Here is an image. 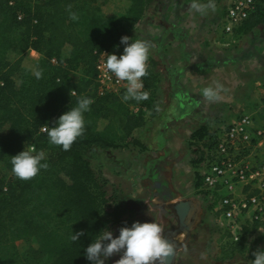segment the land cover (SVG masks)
<instances>
[{"label":"trees","instance_id":"1","mask_svg":"<svg viewBox=\"0 0 264 264\" xmlns=\"http://www.w3.org/2000/svg\"><path fill=\"white\" fill-rule=\"evenodd\" d=\"M153 1L125 0L124 14L109 16L93 0H0V264H91L84 248L99 231L131 225L122 219L126 208L109 204L104 189L108 180L91 168L89 157L96 149L116 147L142 128L157 78L147 61L141 77L147 97L125 101V92L98 94L94 65L101 51L122 53L120 37L130 42L133 38L121 30L133 28ZM69 12L77 19H70ZM261 24L264 1L239 28L247 33ZM29 51L39 58L30 60ZM32 65L40 68L39 79L30 71ZM81 96L92 100L83 113L82 135L67 151L49 144L44 127H52ZM130 106L138 107L137 114ZM219 129L200 126L191 133L196 165ZM30 144L45 152L48 167L31 179L11 181L10 157ZM251 227H244L243 234ZM77 231L82 234L71 240ZM242 238L230 244L242 251ZM19 240L34 243L19 253Z\"/></svg>","mask_w":264,"mask_h":264},{"label":"rangeland","instance_id":"2","mask_svg":"<svg viewBox=\"0 0 264 264\" xmlns=\"http://www.w3.org/2000/svg\"><path fill=\"white\" fill-rule=\"evenodd\" d=\"M229 1L211 0L214 10L200 13L191 8L193 0H154L133 28L123 27V35L148 43L147 61L153 64L152 71L160 85L150 91V108L144 114L142 128L116 147L96 149L89 157L95 172L103 176L105 171L108 184L104 189L109 204L114 201L126 208L128 212L122 219L130 224L154 221L162 230L167 226L158 210L165 201L155 197V183L173 193L174 202L194 203L196 217L186 240L185 233L180 236L176 264H250L252 253L264 249V220L258 228L249 226L243 234L242 251L224 242L210 226L211 217L204 208L206 200L195 185L199 170L193 159L198 153L188 136L200 126L213 129L230 123L241 113L255 115L264 95V24L247 33L239 28L232 35L223 34V11ZM124 2L93 0L101 12L108 3L125 10ZM181 27L189 30L188 37L181 36ZM27 57L32 61L39 58L31 51ZM76 71L79 73L80 68ZM213 81L221 85V99L209 102L201 89ZM106 164L108 169L103 170ZM15 180L12 176L11 181ZM211 192L213 205L227 194L225 189ZM107 230L115 236L118 225ZM33 243L34 240H19L15 246L24 253ZM118 258L119 253L113 254L104 264H114Z\"/></svg>","mask_w":264,"mask_h":264},{"label":"built area","instance_id":"3","mask_svg":"<svg viewBox=\"0 0 264 264\" xmlns=\"http://www.w3.org/2000/svg\"><path fill=\"white\" fill-rule=\"evenodd\" d=\"M260 1L264 0H230L223 11V34L232 35ZM104 54L108 53L97 54L94 65L98 94L125 92L124 81L105 74ZM129 110L137 114L138 107L130 106ZM219 128L197 165L200 179L197 190L206 200L210 224L222 235L224 242L236 243L244 227L264 220V95L255 115L241 113ZM221 189L227 194L220 196L213 205L215 198L211 191Z\"/></svg>","mask_w":264,"mask_h":264},{"label":"clouds","instance_id":"4","mask_svg":"<svg viewBox=\"0 0 264 264\" xmlns=\"http://www.w3.org/2000/svg\"><path fill=\"white\" fill-rule=\"evenodd\" d=\"M214 4L198 3L193 0L191 8L203 13L206 10H214ZM72 20L77 19L74 12H69ZM120 43L124 45L122 53L117 57L114 53L104 54L103 70L110 77L126 83L123 100H143L147 93L143 91L141 77L146 75V62L149 55V45L144 40H132L127 36L120 37ZM32 74L39 79L41 70L38 66H30ZM221 85L213 81L201 89V94L206 101L214 102L221 99ZM91 98L81 96L74 107L61 113L53 122L52 127L47 125L44 131L48 137V143L61 147L67 151L72 143L82 135L84 131L83 113L89 110ZM46 154L43 150H36L34 145L25 146L16 155L10 157L11 172L20 180H28L34 177L41 169H46ZM43 161V162H42ZM118 234L107 229L99 231L95 240L84 248V257L91 264H104L105 260L113 254L119 253V258L114 264H163L171 255L172 245L162 235V227L159 223L133 221L130 226H122ZM82 233H72L71 240L76 241ZM250 264H264V249L252 253Z\"/></svg>","mask_w":264,"mask_h":264},{"label":"flooded vegetation","instance_id":"5","mask_svg":"<svg viewBox=\"0 0 264 264\" xmlns=\"http://www.w3.org/2000/svg\"><path fill=\"white\" fill-rule=\"evenodd\" d=\"M154 187L156 189V192H155V197H157L160 201H165L164 205H162L160 207L159 212L163 215L164 219L167 220V226L163 229L162 231V235L164 236V238L166 240L169 241V243L172 245V247L174 246H179L182 242V240L180 239V236H182V234L184 233V230H185V226L181 225L180 222H179V219L176 215V212L173 208V204H175L176 202L173 201V193H169L168 191L165 190V188L162 186V184H154ZM162 187L164 189H162ZM154 204V203H153ZM204 208H205V212H207V208L206 206L204 205ZM189 221L192 220V217H186ZM210 226L213 228V225L210 224ZM187 236L185 234L184 236V240H186ZM179 249H177L176 251H178ZM176 253L174 255V259L173 261L170 263V264H176ZM164 264V262H163Z\"/></svg>","mask_w":264,"mask_h":264},{"label":"water","instance_id":"6","mask_svg":"<svg viewBox=\"0 0 264 264\" xmlns=\"http://www.w3.org/2000/svg\"><path fill=\"white\" fill-rule=\"evenodd\" d=\"M173 208L176 212V215L179 219V222L181 225L185 226V230L184 233L186 235H188L190 227L192 226V223L194 222V219L196 217L195 215V211L196 210V206L194 205V203L190 200H185V201H178L175 204H173ZM192 217V220L188 222V220H186V217ZM172 253L171 255H169L165 260H164V264H170L173 259H174V255L176 253V250L178 249V246H174L172 247Z\"/></svg>","mask_w":264,"mask_h":264},{"label":"crops","instance_id":"7","mask_svg":"<svg viewBox=\"0 0 264 264\" xmlns=\"http://www.w3.org/2000/svg\"><path fill=\"white\" fill-rule=\"evenodd\" d=\"M102 8V12L104 13V14H106V15H117V14H124V9H122V8H120V7H118L117 5H111L110 3H108V4H106V5H104V7L102 6L101 7ZM184 30V31H183ZM180 34H181V36H183L184 34H186L185 36L186 37H188L187 35L189 34V30H185V29H183L182 27H181V29H180ZM159 81V78H157V82L155 83V87L156 88H159V85H160V82H158ZM160 130H161V126H160ZM193 131L191 130L190 132H189V134H188V136H190L191 135V133H192ZM109 165H104V169L103 170H107ZM103 176L105 177L106 175H105V171L103 172ZM106 179H107V177H105ZM108 180V179H107Z\"/></svg>","mask_w":264,"mask_h":264},{"label":"bare ground","instance_id":"8","mask_svg":"<svg viewBox=\"0 0 264 264\" xmlns=\"http://www.w3.org/2000/svg\"><path fill=\"white\" fill-rule=\"evenodd\" d=\"M32 53L36 54L35 52L32 51Z\"/></svg>","mask_w":264,"mask_h":264}]
</instances>
